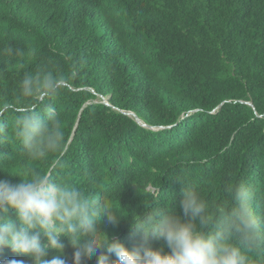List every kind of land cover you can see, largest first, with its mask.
Returning <instances> with one entry per match:
<instances>
[{
  "label": "trees",
  "instance_id": "1",
  "mask_svg": "<svg viewBox=\"0 0 264 264\" xmlns=\"http://www.w3.org/2000/svg\"><path fill=\"white\" fill-rule=\"evenodd\" d=\"M41 67L63 77L48 101L62 122L61 166L56 154L26 158L13 137L0 142V179L39 170L110 200L124 216L104 229L129 248L142 239L132 216H183L187 186L212 208L244 182L264 209V0H0V106L30 105L18 84ZM16 114L4 115L6 128ZM59 240L64 264H76V248ZM101 255L117 259L101 247L83 264ZM13 260L34 264L0 248V264ZM251 264H264V247Z\"/></svg>",
  "mask_w": 264,
  "mask_h": 264
},
{
  "label": "clouds",
  "instance_id": "2",
  "mask_svg": "<svg viewBox=\"0 0 264 264\" xmlns=\"http://www.w3.org/2000/svg\"><path fill=\"white\" fill-rule=\"evenodd\" d=\"M7 51L17 57L24 55L21 50ZM77 71L73 65L70 76L75 77ZM62 79L59 72L46 67L23 75L19 93L32 103L22 110L13 104L0 106V142L14 137L26 158L45 160L50 153L56 154L52 163L61 166L62 122L48 101L59 94ZM40 104L45 108L40 109ZM9 113L17 114L6 128L3 117ZM21 177L19 183L0 179V248L8 246L25 253L34 264H64L60 236L68 237L76 248V264H83V257L91 258L101 247L115 254L114 264H251L252 254L264 247V209L254 206L256 194L244 182L226 186L227 201L212 208L195 188L187 186L181 200L183 216L171 211L138 212V216H132V227L142 233V239L129 248L110 238L104 229L106 224H118L124 216L110 200L39 170H31L28 179ZM10 209L16 213L15 220L9 216ZM41 234L47 237L44 244ZM152 236L163 243L154 247ZM165 247L169 251L165 252ZM49 248L55 249L51 260L47 259ZM106 261L107 257L101 255L99 264Z\"/></svg>",
  "mask_w": 264,
  "mask_h": 264
},
{
  "label": "water",
  "instance_id": "3",
  "mask_svg": "<svg viewBox=\"0 0 264 264\" xmlns=\"http://www.w3.org/2000/svg\"><path fill=\"white\" fill-rule=\"evenodd\" d=\"M251 104V103H250ZM137 120L141 123L142 121L139 119V118H137ZM143 125H145L146 126V124H143Z\"/></svg>",
  "mask_w": 264,
  "mask_h": 264
}]
</instances>
